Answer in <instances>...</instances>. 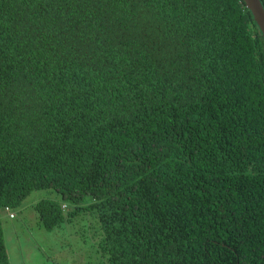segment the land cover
<instances>
[{
  "label": "trees",
  "instance_id": "trees-1",
  "mask_svg": "<svg viewBox=\"0 0 264 264\" xmlns=\"http://www.w3.org/2000/svg\"><path fill=\"white\" fill-rule=\"evenodd\" d=\"M38 190L62 199L34 206L49 231L90 197L99 264H264V39L244 1L0 0V216Z\"/></svg>",
  "mask_w": 264,
  "mask_h": 264
},
{
  "label": "rangeland",
  "instance_id": "rangeland-1",
  "mask_svg": "<svg viewBox=\"0 0 264 264\" xmlns=\"http://www.w3.org/2000/svg\"><path fill=\"white\" fill-rule=\"evenodd\" d=\"M40 200L62 202L55 191L38 190L11 211L14 218L1 212L10 264H99L104 261L103 232L96 212L89 207L90 197H85L79 206L81 209L52 231L39 226L34 206ZM66 206L65 214L75 210V206Z\"/></svg>",
  "mask_w": 264,
  "mask_h": 264
},
{
  "label": "water",
  "instance_id": "water-1",
  "mask_svg": "<svg viewBox=\"0 0 264 264\" xmlns=\"http://www.w3.org/2000/svg\"><path fill=\"white\" fill-rule=\"evenodd\" d=\"M264 39V9L260 0H243Z\"/></svg>",
  "mask_w": 264,
  "mask_h": 264
}]
</instances>
